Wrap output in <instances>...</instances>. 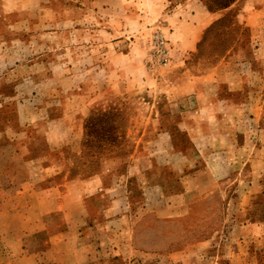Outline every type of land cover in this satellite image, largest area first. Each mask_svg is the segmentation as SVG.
<instances>
[{
    "label": "rangeland",
    "instance_id": "obj_1",
    "mask_svg": "<svg viewBox=\"0 0 264 264\" xmlns=\"http://www.w3.org/2000/svg\"><path fill=\"white\" fill-rule=\"evenodd\" d=\"M237 1L0 0V203L11 195V169L28 170L36 181L46 179L39 172L49 164L46 155L54 145L44 135L49 120L56 119L63 127L69 174L44 184L68 185L52 196L58 203L56 210L62 209L58 221L76 211V205L68 203L81 200L85 181L99 180L101 175V190L88 205L101 219L111 218L106 252L89 262L83 256L71 259L80 264H169L173 259L159 254L187 249L193 252L188 264H264V240L255 239L264 232V96L254 100L246 94L264 93V79L249 73L244 62H254L261 73L264 65L255 60L241 17L252 0ZM200 2L214 14L233 9L213 21L193 56L177 62L167 28L169 17L183 8L190 13ZM138 20L147 24L140 28ZM109 23L114 43L134 44L133 57L145 53L149 75L144 84L119 95L97 90L89 98L79 97L73 88L61 90L57 72L66 75L82 66L104 65L103 49L87 46L93 40L99 45L105 42L100 31ZM157 32L168 42L167 66L153 58ZM230 58L228 70L238 75L237 84L242 78L250 85L235 95L238 111L207 110L206 105L216 102L199 97L197 83L191 86V94L178 92L181 82L189 81L179 74L186 73L191 80ZM117 68L125 72L126 64ZM25 76L32 78L24 81ZM86 79L81 80L84 85L99 83L92 76ZM21 98H31L27 105L38 111L29 117L32 142L27 156L17 162L11 156L19 145L11 144V138L23 111ZM90 98L95 102L89 106ZM247 100L251 104L244 106ZM79 109L81 133L73 126V113ZM89 120L94 128H87ZM226 124L234 127L238 143L211 139ZM216 166L221 167L220 176L207 177ZM111 207V214H102ZM203 243L206 250L194 255L205 247ZM132 249L148 254L132 253ZM7 250L0 242V263L11 258Z\"/></svg>",
    "mask_w": 264,
    "mask_h": 264
},
{
    "label": "crops",
    "instance_id": "obj_2",
    "mask_svg": "<svg viewBox=\"0 0 264 264\" xmlns=\"http://www.w3.org/2000/svg\"><path fill=\"white\" fill-rule=\"evenodd\" d=\"M240 1L242 0H238L237 2ZM232 9L233 7H230L222 13L214 14L208 10L204 3L200 2L193 6L190 13L186 12V8L175 11L174 16L169 17L167 28L170 30V39L172 41V46H174V52L177 55V62L184 63V61L193 56V54L197 52L205 32L213 21L218 20L223 13L229 12ZM241 17L249 32L248 43L253 49V54L256 56L255 60H261L262 65H264V0L257 2L252 0V2H250V7ZM138 23L140 28H142L144 24H147L146 22L141 24L139 20ZM108 26L109 27L104 25L103 29L100 31L101 34L105 36V42L102 43V45H99L101 44L100 41L96 43V41L93 40L87 46L88 50L97 48L103 49L104 65L93 64V66L88 65L87 67L81 65L83 68L72 69L69 73H64L66 75L57 72L55 78L61 90L73 88L77 90V95L79 97L85 96L89 98L95 97L97 95V90H100V93L104 92L107 94L109 91L113 92L114 95H119L129 92V90L135 87L139 88L144 84V78L149 75L144 63L145 53H140L137 57H133L134 48H132V46L135 47V45H128V43L124 41L114 43L112 40L114 37L112 32L113 25L109 23ZM120 29L122 30V24ZM128 47L129 49L131 48L129 51ZM122 48L125 50L121 51ZM232 59L233 58H230L227 62H223L221 65L216 66L214 69L209 70L199 77L192 76L191 80L187 78L189 75L186 73L179 74V77H183L185 80L189 81H184L185 83L181 82V91L179 90L178 92H181L183 95L191 94V86L197 83L200 85L201 89L198 96L216 102L215 104L206 105L207 110H215L216 112H222V114L225 111H238V107L234 103L235 95L242 92L243 89L245 91V87L250 85L247 86L245 85L246 83H242V78H240V83L237 84L238 75L228 70V68L231 67ZM242 61L244 62V60H241V62ZM119 64H126L127 73H125L126 70L125 72L120 70L121 74L119 76L120 72L117 68ZM244 64L249 69V73L253 75L256 73L259 75L261 74L264 79V72L261 73L255 70L254 62L245 61ZM91 76L94 77L95 81L99 80V83L95 82L93 85L92 83L84 85L81 80L86 78L90 79ZM31 78V76H25L23 80L28 81ZM192 81L194 83H192ZM65 84H68L69 87L67 86L64 88ZM251 86H254L253 83ZM246 94L247 97L251 96L254 100H256L257 97L261 100L264 96L263 91H251ZM29 101H32V99H20V107L23 111L18 113L17 130H13L15 136L11 138V144L19 145V149L15 150L11 156V159L17 162L25 160L27 156L25 151L27 152L32 142L29 135V128H31L29 117L32 116L33 111H38V109L34 108L33 110L30 108L29 105H27ZM94 102V98H90V101L87 100L89 106ZM247 103L249 104L243 105L249 106L251 104L248 100ZM262 109L264 111V108ZM39 112L41 111L39 110ZM82 114V109L73 113V126L76 129L81 128L79 131L80 133L82 132ZM67 117L65 115L63 118L66 119ZM49 121L48 124L50 127L45 131L44 136L45 138H50L54 147L51 148L46 155L49 164L39 172L40 177L46 179L36 181L30 177L28 170L24 172L22 169H11V195H8L7 200L3 199L0 203V242H3L8 248L7 253L11 258H9L8 261H2L0 264H80L79 261L71 259V257H87V259L84 260L85 262L86 260L89 262L91 258L96 260V256L106 252L104 246H106L105 240L111 234L108 231V224L111 223V218L109 219V216L105 215V217L101 219L88 205V203H92L95 196L99 193L98 190H101L102 185H99V180L103 178L102 175L98 177L99 180L89 179L85 181L86 190L81 200H74V202L68 203L69 205L75 204L76 211L68 212L69 214L61 218L60 222L58 221L59 218L56 217L62 212V209L59 208L56 210V205L58 203H56V200H54L52 196L55 191H61V189L67 188L68 185L67 183L57 184L54 182L44 184V181L47 179L53 181L60 175H65L66 178V175L69 174L68 170H66L65 163L68 158L63 151L65 145L61 134L62 132H60V129L63 127H61L56 119H50ZM64 126H68V124ZM11 129H13V127H11ZM236 137V135L234 136V127L226 124L224 127L222 126L221 131L219 130L217 135L213 136L211 139L217 143H238ZM213 140H211V142H214ZM211 165H208L209 169ZM220 173L221 167L216 166L214 172H207V177L210 178V176L214 175L220 176ZM20 177L22 178L20 179ZM16 180H19L18 183L16 182L17 184L15 183ZM96 181L98 183H96ZM258 189L259 186L257 187V190ZM49 204L51 205V210L48 209ZM62 204V202L61 204L59 203V207H61ZM112 210H114V207L103 211L102 214H105V212L109 214ZM257 236L258 237H255L257 241L260 238L264 240V232L259 233ZM100 241L103 242L100 243ZM126 241L128 246L131 241L130 239ZM201 245L205 247L195 250L194 255L202 254L203 250H206L205 248L207 245H204V243ZM132 250V253H142V256L148 254L145 251L140 253L134 249ZM159 255L173 259V263L169 262V264H188L187 258L191 257L193 252L183 249L181 251H173L171 253L165 252Z\"/></svg>",
    "mask_w": 264,
    "mask_h": 264
},
{
    "label": "built area",
    "instance_id": "obj_3",
    "mask_svg": "<svg viewBox=\"0 0 264 264\" xmlns=\"http://www.w3.org/2000/svg\"><path fill=\"white\" fill-rule=\"evenodd\" d=\"M168 42L162 33L153 37V58L158 64L167 66L169 62Z\"/></svg>",
    "mask_w": 264,
    "mask_h": 264
},
{
    "label": "trees",
    "instance_id": "obj_4",
    "mask_svg": "<svg viewBox=\"0 0 264 264\" xmlns=\"http://www.w3.org/2000/svg\"><path fill=\"white\" fill-rule=\"evenodd\" d=\"M88 123H89V126H87V128H88V127H90V128H91V127L94 128L95 124L92 122V120H91V121L89 120Z\"/></svg>",
    "mask_w": 264,
    "mask_h": 264
}]
</instances>
